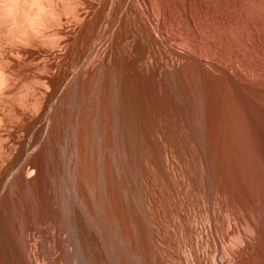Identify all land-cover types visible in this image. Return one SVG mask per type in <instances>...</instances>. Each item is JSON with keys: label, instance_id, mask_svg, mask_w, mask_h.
<instances>
[{"label": "rangeland", "instance_id": "1", "mask_svg": "<svg viewBox=\"0 0 264 264\" xmlns=\"http://www.w3.org/2000/svg\"><path fill=\"white\" fill-rule=\"evenodd\" d=\"M10 1L0 153L35 140L43 169L0 184V264H264V0H70L18 28Z\"/></svg>", "mask_w": 264, "mask_h": 264}, {"label": "bare ground", "instance_id": "2", "mask_svg": "<svg viewBox=\"0 0 264 264\" xmlns=\"http://www.w3.org/2000/svg\"><path fill=\"white\" fill-rule=\"evenodd\" d=\"M65 1V2H64ZM2 2V1H1ZM69 2H70V0L69 1H67L66 2V0H11L10 2H8V5H7V7L10 5V7H9V13H7L8 14V16H9V14H10V16H12V18H13V20L12 21H14V22H12V23H14V24H18L17 25V28H18V26L21 24V23H23V24H25L26 22H28L29 23V25H31V24H33L34 22H40V25H42V20H44V19H46V17L48 16V15H50L51 13L52 14H56L57 12V10L59 9V6H58V4L59 3H62V5H64V8H66L67 7V5L65 6V4H68V6H69ZM4 3H6V2H4ZM10 3V4H9ZM65 3V4H64ZM72 3V2H71ZM73 4H74V2H73ZM5 5V6H6ZM57 6H58V9H57ZM61 8V7H60ZM70 8V7H69ZM68 7L66 8V10L67 9H69ZM72 8L74 9V7L72 6ZM57 9V10H56ZM8 10V9H7ZM61 10V9H60ZM59 10V11H60ZM64 10V9H63ZM72 9L70 8V11H71ZM71 12H73V10L71 11ZM59 13V12H58ZM58 13H57V15H58ZM51 14V15H52ZM60 14V13H59ZM52 17V16H51ZM54 17H57V16H53V18ZM58 18H59V16H58ZM55 19V18H54ZM54 21V20H53ZM36 22V23H37ZM39 22H38V24H39ZM43 22H45V20L43 21ZM52 21H50V23H51ZM55 22H56V19H55ZM58 22V21H57ZM49 23V22H48ZM13 24V25H14ZM45 24V23H44ZM22 25V24H21ZM34 25H35V23H34ZM32 26V25H31ZM37 26V25H36ZM43 26V25H42ZM14 29H15V27H14ZM24 36V35H23ZM26 37V36H25ZM1 54H2V50H1ZM2 66V64H0V67ZM4 67V69H2V68H0V83H1V85H2V83L4 82V83H7V79L9 78V77H6V74H5V66H3ZM9 80V82H10V79H8ZM6 81V82H5ZM8 85V84H7ZM2 86H4V85H2ZM6 86V85H5ZM4 86V87H5ZM4 87H2V88H4ZM1 90V89H0ZM3 90V89H2ZM1 90V91H2ZM0 91V92H1ZM45 118H46V116H45ZM32 122V121H31ZM44 122V121H43ZM44 123H46V122H44ZM48 123V122H47ZM49 124V123H48ZM47 124V125H48ZM44 126H45V124H44ZM29 128V127H28ZM42 128V127H41ZM44 131V130H43ZM34 132V131H33ZM32 132V133H33ZM48 132H49V129H48ZM35 134V133H34ZM39 134V133H38ZM45 135V134H44ZM21 138V137H20ZM42 139V138H41ZM54 139V138H53ZM20 140H22V139H20ZM23 141V140H22ZM46 141H48V140H46ZM40 142V141H39ZM2 143H3V141H2ZM54 143H55V141H54ZM6 144V143H5ZM43 144V143H42ZM38 143H37V141H35V140H29L26 144L23 142V144H22V146L16 151L15 150V152H13L14 150H12L11 152H12V154H11V152H7V153H9V156H8V154H4L2 151H1V153H3L4 155L3 156H8V164L6 165V159H5V161H4V164H5V166L3 167L2 166V164H1V168H0V184L2 185V184H4L3 185V189H6V192L8 191L7 189H10L11 191L16 187L17 188V192H19L20 191V189H22L24 186H28V185H30L31 186V180H32V178H33V175L35 174V177H37V176H40L41 175V173H42V169H43V167H42V163H41V161H39V162H36L34 165L32 164V163H30L29 161V157H30V155L32 154L33 155V153H35L34 151H36L37 150V148H38ZM8 146V145H7ZM6 146V147H7ZM10 146V145H9ZM18 146H20V145H18ZM1 148H2V150H3V146H1ZM16 148V147H15ZM41 147H39V149H40ZM8 149V148H7ZM9 149H10V147H9ZM17 149V148H16ZM1 150V149H0ZM7 151V150H6ZM51 151V150H50ZM49 151V152H50ZM53 152V151H52ZM0 153V154H1ZM6 153V152H5ZM37 153V152H36ZM42 153V152H41ZM148 153V152H147ZM11 154V155H10ZM39 154V153H38ZM50 154V153H49ZM164 155V154H163ZM1 156H2V154H1ZM46 156V155H45ZM39 157V156H38ZM52 159L54 158V157H52V155L50 156ZM40 158V157H39ZM38 158V159H39ZM56 158V157H55ZM55 158L53 159V165L51 166L52 168H53V170H51L52 171V173L49 175L50 176V182H51V186H50V184H49V187H50V191H49V193L51 192V193H54L55 192V179H56V177H55V172H56V164H55ZM150 158V157H149ZM32 159V158H31ZM35 159V158H34ZM47 159V158H46ZM1 160V159H0ZM3 160H4V157H3ZM3 160H2V162H3ZM34 161H36V160H34ZM48 161V160H47ZM55 161V162H54ZM49 162V161H48ZM52 162V161H51ZM157 162V161H156ZM57 163V162H56ZM3 164V165H4ZM29 165H31L32 167H29ZM60 166V165H59ZM46 167H47V165H46ZM50 168V167H49ZM164 169V168H163ZM47 171H48V168H47ZM50 171V170H49ZM50 171V172H51ZM49 172V173H50ZM48 172H47V174H49ZM169 173V172H168ZM69 174V173H68ZM60 176V175H59ZM58 177V176H57ZM165 177V176H164ZM61 178V177H60ZM36 179V178H35ZM41 180V179H40ZM47 180V179H46ZM45 180V181H46ZM57 180V179H56ZM46 182H48V181H46ZM39 183V182H38ZM58 183V182H57ZM61 183V182H60ZM36 184H37V182H36ZM36 184H35V186H36ZM0 185V186H1ZM41 185V184H40ZM60 185H62V184H60ZM69 185H71V183L69 184ZM34 186V185H33ZM33 186H32V188H33ZM75 186V185H74ZM8 187V188H7ZM36 187H38L39 188V186H38V184H37V186ZM68 187V186H67ZM77 187V186H76ZM2 188V187H1ZM15 188V189H16ZM46 188V187H45ZM57 188V187H56ZM59 188V187H58ZM57 188V189H58ZM63 188V187H62ZM74 187H72V189H73ZM14 189V190H15ZM18 189H19V191H18ZM35 189V188H34ZM34 189H33V191H34ZM37 189V188H36ZM46 190H48V188L46 189ZM59 190H62V189H59ZM69 190V189H68ZM90 190V189H89ZM11 191H9V192H11ZM16 191H14L15 192V194L16 195H18V193H16ZM57 192H59L58 190H56ZM67 190H65V192H66ZM2 192V191H1ZM6 192L4 191V193L6 194ZM14 192L12 191L11 192V194H14ZM21 192H22V190H21ZM20 192V193H21ZM28 192H31V191H28ZM36 192V191H35ZM43 192V191H42ZM46 192V191H45ZM73 192H74V190H73ZM129 192V191H128ZM145 192V191H144ZM3 193V192H2ZM38 193H39V189H38ZM67 193H68V191H67ZM75 193V192H74ZM4 194V195H5ZM30 194V193H29ZM34 194H37V193H34ZM33 194V195H34ZM77 194V193H76ZM93 194V193H92ZM7 195V194H6ZM9 195V194H8ZM23 195V194H22ZM57 195V194H56ZM71 195V194H70ZM94 195V194H93ZM1 196V195H0ZM3 196V195H2ZM1 196V197H2ZM24 196V195H23ZM27 196V195H26ZM32 196V195H31ZM35 196V195H34ZM65 196H66V194H65ZM123 196V195H122ZM0 197V198H1ZM4 197V196H3ZM8 197V196H7ZM12 197V196H11ZM29 197H30V195H29ZM46 197H48V196H46ZM70 197H72V196H70ZM78 197H79V195H78ZM97 197V196H96ZM15 198V197H14ZM32 198V197H31ZM30 198V199H31ZM57 198H59L58 196H57ZM66 198H68V197H66ZM16 199V198H15ZM15 199H14V201H15ZM35 200H37V198H34ZM3 200V199H2ZM4 200H5V198H4ZM24 200V199H23ZM33 200V199H32ZM41 199H39V201H40ZM47 200V199H46ZM59 200V199H58ZM81 200V199H80ZM80 200H78V201H80ZM148 200V199H147ZM165 200V199H164ZM13 201V200H12ZM20 201H21V199H20ZM34 201V200H33ZM32 201V202H33ZM52 201H55V200H52ZM64 202H65V197H64V200H63ZM70 201V200H69ZM76 201V200H75ZM84 201V200H83ZM82 201V202H83ZM128 201V200H127ZM22 202V201H21ZM20 202V203H21ZM24 202V201H23ZM22 202V203H23ZM27 202H30V201H27ZM35 202H37V201H35ZM50 202V201H49ZM48 202V203H49ZM59 201H57V203H58ZM67 202V201H66ZM81 202V203H82ZM86 202V201H85ZM164 202V201H163ZM2 203H3V201H2ZM10 203V202H9ZM9 203H7V205L9 204ZM14 203H16V202H14ZM37 203H39V202H37ZM47 203V204H48ZM54 203V202H53ZM52 203V204H53ZM69 203V202H68ZM67 203V204H68ZM80 203V204H81ZM161 203V202H160ZM159 203V204H160ZM17 204V203H16ZM16 204H13L14 206L16 205ZM30 204V203H29ZM35 204V203H34ZM50 204V203H49ZM66 204V205H67ZM83 204V203H82ZM88 204V203H87ZM10 205V204H9ZM18 205V204H17ZM21 205V204H20ZM70 205V204H69ZM86 204H84L83 206H85ZM90 205V204H89ZM101 205V204H100ZM162 205V204H161ZM4 206V205H3ZM45 206V205H44ZM43 206V207H44ZM79 206V205H78ZM82 206V205H81ZM97 206V205H96ZM99 206V205H98ZM122 206V205H121ZM16 207H18V206H16ZM25 208L27 207V206H24ZM40 207V206H39ZM60 207V206H59ZM63 207H64V204H63ZM67 207H68V205H67ZM67 207H66V210L65 211H67L68 210V212H69V210L70 209H67ZM102 207V206H101ZM101 207H99V208H101ZM106 207V206H105ZM2 207H0V209H1ZM31 208V207H30ZM53 208H54V206H53ZM86 208H87V206H86ZM92 208V207H91ZM95 208H97V207H95ZM98 208V209H99ZM124 208V207H123ZM139 208V207H138ZM10 209V208H9ZM50 209V208H49ZM72 209V208H71ZM119 209H120V207H119ZM2 210V209H1ZM0 210V211H1ZM11 210V209H10ZM26 210V209H25ZM30 210V209H29ZM45 210V209H44ZM54 210V209H53ZM2 211H4V210H2ZM16 211V210H15ZM27 211V210H26ZM35 211V210H34ZM126 211V210H125ZM154 211V210H153ZM10 212V211H9ZM18 212H20V211H18ZM50 212V211H49ZM120 212V211H119ZM7 213V212H6ZM12 213V212H11ZM10 213V214H11ZM35 213V212H34ZM67 213V212H66ZM66 213H63V214H66ZM107 213V212H106ZM4 215H5V211H4V213H3ZM16 214H17V212H16ZM20 214V213H19ZM24 214H25V212H24ZM23 214V215H24ZM32 214V213H31ZM48 214V213H47ZM49 214H51V213H49ZM52 214H54V213H52ZM57 214V213H56ZM70 214V213H69ZM72 214V213H71ZM70 214V215H71ZM161 214V213H160ZM15 215V214H14ZM22 215V216H23ZM26 215H27V212H26ZM34 215V214H33ZM43 215V214H42ZM55 215V214H54ZM49 216V215H48ZM59 216H60V214H59ZM65 216V215H64ZM69 216V215H68ZM76 216H77V214H76ZM106 216V215H105ZM151 216H152V214H151ZM242 216V215H241ZM26 217V216H25ZM40 217H42L41 215H40ZM51 218H52V216H50ZM234 217V216H233ZM3 218V217H2ZM6 218V217H5ZM10 218V217H9ZM20 218V216L18 217V219ZM24 218V217H23ZM35 218V217H34ZM39 218V217H38ZM66 218V217H65ZM70 218V217H69ZM68 218V219H69ZM89 218V217H88ZM98 218V217H97ZM14 219H15V217H14ZM42 219H44V218H42ZM78 219V218H77ZM22 220V219H21ZM20 220V221H21ZM24 220V219H23ZM22 220V221H23ZM26 220V219H25ZM24 220V222H26ZM50 220V219H49ZM70 220V219H69ZM88 220V219H87ZM97 220V219H96ZM236 220V219H235ZM6 221V220H5ZM13 220H11V222H12ZM28 221H30V220H28ZM35 221V220H34ZM52 221V220H51ZM57 221V220H56ZM68 221V220H67ZM89 221H90V219H89ZM99 221V220H98ZM153 221H155V220H153ZM238 221H240V220H238ZM14 222V221H13ZM15 222H17V220L15 221ZM31 222V221H30ZM40 222V221H39ZM39 222H37V227L38 226H40L41 225V223H39ZM53 222V221H52ZM51 222V223H52ZM72 222H74V221H72ZM77 222V221H76ZM86 222V221H85ZM88 222V221H87ZM105 222V221H104ZM7 223V222H6ZM5 223V224H6ZM9 223H10V221H9ZM32 223V222H31ZM57 223V222H56ZM80 223V222H79ZM89 223V222H88ZM100 223V222H99ZM152 223V222H151ZM150 223V224H151ZM26 224L27 223H24V224H22V225H24V226H26ZM30 224V223H29ZM36 224V223H35ZM39 224V225H38ZM48 224V223H47ZM82 224V223H81ZM96 224H98V223H96ZM101 224V223H100ZM242 224V223H241ZM10 225V224H9ZM16 225H17V223H16ZM54 225V224H53ZM78 225V224H77ZM99 225V224H98ZM105 225V224H104ZM6 226V225H5ZM29 226V225H28ZM74 226V225H73ZM81 226V225H80ZM249 226V225H248ZM15 227V226H14ZM22 227V226H21ZM47 227V226H46ZM51 227H52V225H51ZM78 227V226H77ZM98 227V226H97ZM156 227V226H155ZM15 228H17V226L15 227ZM29 228V227H28ZM32 228V227H31ZM30 228V229H31ZM65 228V227H64ZM72 228H74V227H72ZM83 228V227H82ZM92 228V227H91ZM99 228H100V225H99ZM249 228V227H248ZM252 228V227H251ZM6 229V228H5ZM13 229V228H12ZM40 229H41V227H40ZM52 229V228H51ZM56 229V228H55ZM75 229H76V225H75ZM78 229H79V227H78ZM81 229V228H80ZM79 229V230H80ZM85 229V228H84ZM86 229H87V226H86ZM94 229H96V227L94 228ZM100 229H102V227L100 228ZM108 229V228H107ZM9 230V229H8ZM35 230V229H34ZM42 230V229H41ZM82 230V229H81ZM92 230H93V228H92ZM98 230V228L96 229V231ZM255 230V229H254ZM260 230V229H259ZM12 231V230H11ZM14 231V230H13ZM18 231V230H17ZM28 231V230H27ZM37 231V230H36ZM55 231V230H54ZM77 231V230H76ZM86 231V230H85ZM161 231V230H160ZM223 231V230H222ZM8 232V231H7ZM23 232V231H22ZM53 232V231H52ZM69 232V231H68ZM79 232V231H78ZM82 232H83V230H82ZM100 232H102L101 230H100ZM107 232V231H106ZM248 232V231H247ZM251 232V231H250ZM1 233H3V232H1ZM12 233V232H11ZM15 233V232H14ZM27 233V232H26ZM25 233V234H26ZM43 233V232H42ZM45 233V232H44ZM54 233V232H53ZM97 233V232H96ZM157 233V232H156ZM7 234H10V231H9V233H7ZM16 234V233H15ZM19 234V233H18ZM22 234V233H21ZM29 234H30V232H29ZM55 234V233H54ZM59 234V233H58ZM76 234H78L77 232H76ZM81 234V233H80ZM87 234V233H86ZM99 234V233H98ZM101 234V233H100ZM163 234V233H162ZM169 234V233H168ZM6 235V234H5ZM4 235V236H5ZM36 234H35V231H34V235H33V237L35 236ZM48 235V234H47ZM102 235V234H101ZM100 235V236H101ZM216 235V234H215ZM1 236V235H0ZM19 236V235H18ZM22 236V235H21ZM42 236V235H41ZM45 236V235H44ZM49 236V235H48ZM55 236H56V234H55ZM79 236V235H78ZM89 236V235H88ZM93 236V235H92ZM105 236V235H104ZM157 236V235H156ZM47 237V236H46ZM57 237V236H56ZM216 237V236H215ZM3 238V237H2ZM25 238H27L26 236H25ZM25 238H24V240H25ZM31 238V237H30ZM60 238H61V236H60ZM78 238V237H77ZM80 238H81V236H80ZM85 238V237H84ZM93 239H94V237H92ZM165 238V237H164ZM163 237H162V240L164 239ZM167 238V237H166ZM220 238V237H219ZM10 239V238H9ZM43 239H44V237H43ZM55 239V238H54ZM86 239V238H85ZM103 240H104V237L102 238ZM155 239V238H154ZM157 239V238H156ZM224 239V238H223ZM23 240V241H24ZM32 240V239H31ZM47 240V239H46ZM56 240V239H55ZM60 240V239H59ZM81 240V239H80ZM159 240V239H158ZM243 240V239H242ZM255 240V239H254ZM19 241H20V239H19ZM18 241V242H19ZM25 241H27V240H25ZM39 241V240H38ZM43 241H45V240H43ZM49 241V240H48ZM51 241V240H50ZM50 241H49V243H50ZM58 241V240H57ZM56 241V242H57ZM61 241V240H60ZM85 241V240H84ZM92 241V240H91ZM102 241V240H101ZM157 241V240H156ZM165 241V239L163 240V242ZM167 241V240H166ZM214 241H215V239H214ZM35 243H36V240L34 241ZM82 242V241H81ZM80 242V243H81ZM94 242V241H93ZM98 242V241H97ZM107 242V241H106ZM161 242V241H160ZM19 243H21V242H19ZM25 243V242H24ZM27 243V242H26ZM30 243V242H29ZM44 243V242H43ZM55 243V242H54ZM90 243V242H89ZM103 243V242H102ZM159 243V242H158ZM232 243V242H231ZM241 243V242H240ZM249 243V242H248ZM1 244V243H0ZM13 244V243H12ZM28 244V243H27ZM26 244V245H27ZM31 244H32V242H31ZM53 244V243H52ZM51 244V245H52ZM58 244V243H57ZM85 244V243H84ZM97 244H99V243H97ZM105 244V243H104ZM209 244V243H208ZM14 245V244H13ZM29 245V244H28ZM38 245H39V243H38ZM47 245V244H46ZM46 245H45V247H44V244H43V248H45L46 249ZM56 245V244H55ZM94 245V244H93ZM223 245V244H222ZM12 246V245H11ZM32 246V245H31ZM50 246V245H49ZM89 246V245H88ZM90 246H91V244H90ZM105 246V245H104ZM156 246V245H155ZM164 246H166V245H164ZM206 246V245H205ZM5 247V246H4ZM14 247V246H13ZM23 247V246H22ZM22 247H20V248H22ZM37 247V246H36ZM51 247V246H50ZM81 247H83V245L81 246ZM87 247V246H86ZM94 247V246H93ZM96 247V246H95ZM170 247H171V245H170ZM225 247L226 246H224V249H225ZM6 248H7V246H6ZM39 248V247H38ZM42 248V249H43ZM49 248V247H48ZM54 248V247H53ZM57 248V247H56ZM55 248V249H56ZM90 248H92V247H89V249ZM157 248V247H156ZM163 248V247H162ZM169 248V247H168ZM228 248V247H227ZM5 249V248H4ZM16 249V248H15ZM14 249V250H15ZM24 248H22V250H23ZM26 249V248H25ZM27 249H29V248H27ZM32 249V248H31ZM77 249V248H76ZM83 249H85V248H83ZM82 249V250H83ZM96 249V248H95ZM99 249H101L100 248V246H99ZM103 249V248H102ZM165 249H166V247H165ZM8 250V249H7ZM11 250V249H10ZM36 250V249H35ZM44 250V249H43ZM47 250V249H46ZM79 250V249H78ZM81 250V249H80ZM81 250V251H82ZM86 250V249H85ZM84 250V251H85ZM92 250H93V248H92ZM158 250V249H157ZM170 250V249H169ZM45 251V250H44ZM53 251V250H52ZM61 251V250H60ZM95 251H97V249L95 250ZM153 251V250H152ZM191 251V250H190ZM225 251V250H224ZM12 252V251H11ZM25 252H26V250H25ZM27 252H29V251H27ZM50 253H51V251H49ZM48 252V253H49ZM79 252V251H78ZM92 252H94V251H92ZM101 252H102V250H101ZM192 252V251H191ZM228 252V251H227ZM4 253V252H3ZM17 253H19V252H17V250H16V254ZM45 253V252H44ZM43 253V254H44ZM47 253V254H48ZM49 253V254H50ZM60 253V252H59ZM86 253V252H85ZM97 253V252H96ZM155 253V252H154ZM158 253V252H157ZM163 253V252H162ZM167 253V252H166ZM190 253V252H189ZM226 253V252H225ZM231 253H232V251H231ZM230 253V254H231ZM238 253V252H237ZM13 254V253H12ZM30 254H32V253H30ZM46 254V253H45ZM53 254H54V252H53ZM53 254H50V255H53ZM80 254V253H79ZM82 254H84V252L82 253ZM87 254V253H86ZM89 254V253H88ZM91 254V253H90ZM93 254V253H92ZM91 254V256L93 257V255ZM101 254V253H100ZM108 254V253H107ZM146 254V253H145ZM153 254V253H152ZM191 254V253H190ZM9 255V254H8ZM14 255V254H13ZM25 255V254H24ZM27 255V254H26ZM29 255V254H28ZM57 255V254H56ZM85 255V254H84ZM84 255L82 256L81 255V258L82 257H84ZM98 255V254H97ZM154 255V254H153ZM241 255V254H240ZM20 256V255H19ZM48 256V255H47ZM46 256V257H47ZM90 256V255H89ZM94 256L96 257V255H95V253H94ZM28 257V256H27ZM34 257V256H33ZM38 257V259H39V256H37ZM49 257H51V256H49ZM71 257V256H70ZM85 257H87V256H85ZM102 257H104V256H102ZM241 257H243V256H241ZM13 258V257H12ZM18 258V257H17ZM26 258V257H25ZM51 258H53V257H51ZM61 258V257H60ZM59 258V259H60ZM97 258V257H96ZM10 259V258H9ZM21 259V258H20ZM30 259V258H29ZM28 259V260H29ZM44 259V258H43ZM42 259V260H43ZM49 259V258H48ZM83 259V258H82ZM85 259H87V258H85ZM84 259V260H85ZM90 259V258H89ZM91 259H93V258H91ZM14 260V259H13ZM50 260V259H49ZM53 260H54V258H53ZM95 260V259H94ZM107 260V259H106ZM163 260V259H162ZM15 261V260H14ZM13 261V262H14ZM20 261V260H19ZM30 261H32V260H30ZM40 261V260H39ZM56 261V260H55ZM92 261V260H91ZM96 261V260H95ZM100 261V260H99ZM127 261V260H126ZM215 261V260H214ZM34 262V261H33ZM36 262V261H35ZM38 262V261H37ZM73 262V261H72ZM85 262H87V260H85ZM105 262V261H104ZM158 262V261H157ZM225 262V261H224ZM236 262V261H235ZM243 262V261H242ZM24 263V262H23ZM49 263V262H48ZM60 263V262H59ZM92 263V262H91ZM90 263V264H91ZM99 263V262H98ZM97 263V264H98ZM161 263H162V261H161ZM220 263H222V262H220ZM219 263V264H220ZM247 263V262H246ZM22 264V263H21ZM34 264V263H33ZM40 264V263H39ZM46 264V263H45ZM49 264H52L51 262L49 263ZM89 264V263H88ZM103 264V263H102ZM105 264H107V263H105ZM158 264H160V263H158ZM234 264V263H233ZM237 264H239V263H237ZM243 264V263H242ZM252 264V263H251Z\"/></svg>", "mask_w": 264, "mask_h": 264}]
</instances>
